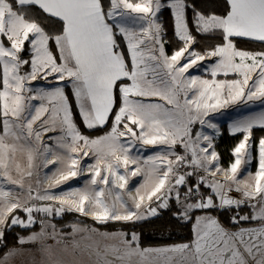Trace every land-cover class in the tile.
<instances>
[{"label": "snow or ice", "instance_id": "6c2138e0", "mask_svg": "<svg viewBox=\"0 0 264 264\" xmlns=\"http://www.w3.org/2000/svg\"><path fill=\"white\" fill-rule=\"evenodd\" d=\"M225 4V14L219 15L205 13L189 0H0V180L23 189L25 172L15 163L16 153L27 152L26 175L31 177L34 154L39 151V147H31V142L40 146L43 136L57 129L61 135L49 139L68 150L70 163L65 170L57 169L50 177L45 175V180L51 181L48 188L58 187L83 171L78 167L79 159L71 155L78 152L80 142L84 156L91 151L96 157L95 164L88 166L92 177L82 189L59 194L45 189L43 194L32 196L29 185L28 198L21 202L19 198L12 199V192L0 185V243L6 225L11 230L14 226L30 228L40 224L39 233L18 238L21 244L43 240L49 235L47 227L52 228L50 235L55 239V225L47 218L59 217L65 211L91 213L101 224L138 223L157 218L158 210H167L174 202V219L187 223L194 218L193 240L142 250L135 232L130 241L124 239L127 234L118 232L115 235L126 245L120 260L127 257L126 264H135L131 257L138 255L142 258L140 264H144L147 255L155 253L179 257L178 261L168 257L165 264H264V137L259 139L258 171L255 175L248 171L247 179H238L242 161H251L252 129L264 128V112L231 125L233 133L245 135L234 148L235 162L227 170L220 166L211 137L198 131L193 138L195 124L216 129L206 119L210 113L242 101L264 102V50L237 47V40L259 42L264 47V0H225ZM165 7L171 9L175 36L183 43L171 56L165 52V34L157 17ZM216 34L221 43L204 54L190 50L197 42L196 36ZM4 38L10 46H6ZM122 42H126V51ZM25 51L29 58L21 55ZM213 57L217 58L210 68L213 79L185 76L199 61ZM182 59L185 62L181 65ZM25 66L30 71L21 74ZM232 74L237 78L227 79ZM218 75L225 79H215ZM49 77L66 84L51 89L28 87L29 81H48ZM66 86L70 92L66 93ZM134 97H159L171 108ZM32 101H40L39 106ZM76 116L87 131L99 130L109 122L110 131L90 138L80 131ZM37 121L40 123L34 128ZM132 126L139 128V133ZM122 137L128 139L122 142ZM202 141L206 146H201ZM138 145L167 147L142 160L139 155H132L133 150L139 152ZM178 145L183 155L176 152ZM39 154L45 157V168L61 159H47L49 154L55 155L47 144H43ZM13 164L20 179L11 174ZM130 164L137 167L130 169ZM141 164L147 166L144 183L135 189V195L127 192L129 206L122 192L113 190H125L129 177L141 174ZM219 172L225 175L222 182L215 179ZM205 187L211 191H202ZM233 188L241 194L240 198L227 194ZM255 198H259V211L251 217L239 215L242 207L255 209ZM17 210L26 214V221L11 215ZM233 210L236 215L229 218L231 224L251 219L260 220L262 226L232 230L222 225L218 215H212ZM34 213L42 214L44 219L37 220ZM71 227L73 233L86 230Z\"/></svg>", "mask_w": 264, "mask_h": 264}, {"label": "rangeland", "instance_id": "374dc122", "mask_svg": "<svg viewBox=\"0 0 264 264\" xmlns=\"http://www.w3.org/2000/svg\"><path fill=\"white\" fill-rule=\"evenodd\" d=\"M158 14V13H157ZM137 15V14H132ZM144 23V22H140ZM145 23V27H146ZM138 27V26H137ZM165 47V45H164ZM192 50V48L190 49ZM217 58L213 57L211 59H205L204 61H199L197 66H194L189 69L188 73L189 76H198L201 79H208L211 80L213 77L210 74V68L214 64L215 60ZM185 61L181 60V65ZM22 73V71H21ZM234 75V74H232ZM219 76V75H218ZM236 77V76H235ZM237 78V77H236ZM50 79V78H49ZM37 81L33 82L32 84L28 85V87L38 88L43 87L45 89H51L54 85H60L63 86L66 84V82L61 81ZM216 79V78H215ZM34 93H26L25 95H31ZM191 93H189V97L191 98ZM134 99H142L145 103H162L165 104L166 107L171 108V105H167L165 101H161L159 97H146V98H138L134 97ZM35 106H39L40 101H32L31 102ZM34 112V110H33ZM264 112V102L260 100H256L254 102H239L236 104H231L227 106L226 108H222L217 112L210 113L209 116L206 118L207 120L211 121V123L216 125V129L209 128L207 124H205L203 127H201L199 124L193 125V138H195V133L200 131L204 132L207 131L208 134H212V129L214 132H216V135L220 132V125L227 124L228 130L231 134H236L240 132L233 133L231 131V125L233 122L238 120H243L246 118H254L257 117L260 113ZM48 114H45V117ZM45 117H42L41 119H44ZM40 123V121H37V123ZM36 123V124H37ZM35 124V125H36ZM33 126L34 128L37 127ZM259 127V126H257ZM137 133H139L140 129L134 126L133 128ZM123 130V129H121ZM61 135L59 129H57L55 132H48L43 136L42 145L37 146L34 141L31 142V147L34 149L39 147V151L36 152L35 158L33 160V167L32 172L33 175L31 177H28L26 175V172L28 170V160H27V152H17L15 156V163H18L21 167V169L25 172V175L23 177V189L20 188V186L8 184L6 181L1 180L0 185L3 186L5 191H11L12 192V199L19 198L21 202L27 200L28 198V187L31 185L32 187V196L37 195L39 192L40 194H43L45 189H48V191L52 193L59 194L63 191H70L74 188H84L86 183L90 181L92 177V173L88 170V166L95 164L96 157L93 155L91 151H89L88 156L83 155V151L85 150L83 147L82 142H80L79 150L76 153H71L73 158L79 159V165L78 167L80 169H83L82 172L78 173L77 176L67 180L65 183L61 184L58 187L55 188H48V185L51 183L50 180H45V175L51 176L53 172H55L57 169L65 170L66 165L70 163V161L67 160V156L69 155L67 149H61L56 145L55 140H50V136H59ZM209 137H212V135H208ZM214 137V136H213ZM212 137V139H213ZM128 139V137H122L121 141L124 142ZM70 143V139L68 141ZM213 143V142H212ZM43 144H47L51 147L52 152L55 153V155H52L54 159L59 156L61 157L60 160H57L55 164H49L46 168L43 166V161L45 157L39 154V152H42L43 150ZM202 144V142H201ZM259 145V144H258ZM139 146V145H138ZM214 146V145H213ZM167 146L165 145H146V146H139V152L137 153L135 150H133L132 155H139L140 158L146 159L149 156L157 155L161 152V150L165 149ZM176 152L178 154L183 155V149L179 145L176 147ZM251 154V161L250 162H244L242 161L240 165V171L239 174H242L240 179H247V172L251 171V165L253 160V151L250 149ZM172 158V157H170ZM49 160V158L47 157ZM245 161H247V157H245ZM257 161H259V148L257 150ZM234 162H235V156H234ZM233 162V163H234ZM136 165H129L130 169L136 168ZM142 171L141 174L134 177H129L127 188L125 190L120 189H114L113 191H119L122 192L123 197L125 200H128L127 192L133 191L135 195V189L139 188L142 183H144V173L147 171V166L141 164L140 165ZM230 168V167H229ZM228 168V169H229ZM259 163L257 164V168L255 172H252V175H255V173L258 171ZM191 169H189L190 171ZM121 173L124 172V169H119ZM86 175H83L85 174ZM11 174L14 178L20 179L18 176L16 170H15V164L11 166ZM37 179H39V184L37 183ZM209 179H211L209 177ZM98 187H104V188H110L111 185H98ZM234 189V188H233ZM259 198H255L252 200V203L256 205L255 209H252L251 207V213L249 214H243L248 215L251 217L254 212H258L261 205L256 203V201ZM218 200V198H217ZM109 203H111V199L108 198ZM29 203H33V201H29ZM34 203L37 204H44L49 202H42V201H34ZM129 206H131V201L128 200ZM22 212V211H21ZM25 216L26 214L22 212ZM77 215H82L80 213L74 212ZM34 216L37 220L44 219L42 214L34 213ZM87 217L86 215H82ZM21 218V217H20ZM52 217H48L47 220L50 221L51 224H54L51 220ZM90 218V217H87ZM26 221V219L21 218ZM93 219V218H90ZM251 220V219H249ZM252 221H260V220H252ZM195 222V220H194ZM98 223V222H97ZM39 225V229L37 231H34L35 233H39L41 230V226L39 223H36ZM101 224V223H98ZM194 224V223H193ZM72 225H76L77 227L81 229H86L85 231H79L73 233ZM33 226V225H32ZM261 225L257 226H250V227H243V228H256L261 227ZM232 230H236L235 228L227 227ZM25 229V228H24ZM56 238H51L52 228L47 227L46 233L47 235L43 240L35 241V242H27L21 244L15 249L10 250L5 255L0 257V264H106V261H112L113 264H126L127 257L122 261L119 259V257H123L126 252V245L122 242L121 237L119 235H115V233L118 232H105L98 227H87L80 223H71L70 229L67 231H63L61 229L56 228ZM93 229L95 231H93ZM30 232L24 236L25 239L32 235ZM103 233H108L109 235L105 236ZM126 234V233H125ZM124 239L131 240V234H127ZM59 241V243H57ZM132 247H136V244H133ZM140 247V246H139ZM162 247H169V246H162ZM141 248V247H140ZM159 248V247H154ZM146 249V248H141ZM171 257L172 260L178 261L179 257L174 254H166V256H157L155 253H150L147 255L146 260L144 261V264H153V262H156V264H165V260ZM141 257L138 255L131 257V260L135 262V264H140Z\"/></svg>", "mask_w": 264, "mask_h": 264}, {"label": "trees", "instance_id": "16d2710c", "mask_svg": "<svg viewBox=\"0 0 264 264\" xmlns=\"http://www.w3.org/2000/svg\"><path fill=\"white\" fill-rule=\"evenodd\" d=\"M130 2H139V0H130ZM164 2V0H162ZM190 3H195V5L205 13L215 12L219 15L225 14V9L227 5L225 0H189ZM189 21L191 20V11L187 13ZM158 22L162 25L164 32V45L165 52L167 55L171 56L174 50H178L183 46V43L179 41L178 37L175 36L174 32V17L171 13L170 8H162L161 12L157 14ZM47 27V25H46ZM58 27V25H57ZM191 27V24H190ZM195 35V33H193ZM196 43L192 45V50H195L201 54H204L206 50L213 48L217 44L221 43L219 34L216 35H198L196 36ZM123 50L126 51V42L121 44ZM28 49V44L25 45ZM237 47L239 49H246L251 51H260L264 50V47L260 45L259 42L243 41L237 40ZM24 58H29L27 51L21 54ZM130 62V60H129ZM235 75H229L227 79H235ZM217 80H223L225 77L219 75L216 77ZM70 87H65V91L70 92ZM81 118L76 116V121L78 127L82 134L88 135L90 138H96L100 135H103L106 131H110L111 123L105 125L103 128L96 131H87L84 128V125L80 122ZM134 128V126H132ZM220 132L218 135L213 137L212 142L215 148V151L219 157L220 166L227 170L230 167V164L234 162L233 150L234 148L243 140L244 133L231 134L228 130L227 124L220 125ZM264 137V128L254 127L252 129V138H251V150L253 151V160L251 165V171L255 172L257 168V150L259 139ZM192 181H190L191 183ZM202 191L205 193L211 191L209 188H202ZM183 193V189H181ZM218 203V200H216ZM176 210V205L174 202H170V208L167 210H158L159 216L153 218L146 222H112L109 221L104 224H98L94 219L87 218L82 215H77L74 212L65 211L61 216L57 217L52 216L51 220L53 221L56 228L63 231L70 229L71 223H80L87 227H98L99 229L105 232H123L126 234H132L135 232L139 236V246L141 248H154L162 246H173L180 243H190L194 238V233L192 231L194 218L192 221L187 223L178 222L173 218V212ZM251 213L250 207H242L239 215ZM202 213H196L200 215ZM11 215H18L21 218L26 219L21 211L17 210ZM9 217V222L11 219ZM212 215H218L219 219L224 227L239 228V227H250L261 225V221H240L239 225H233L230 223V217L236 215L235 211H229L224 213H212ZM39 229L38 224H34L30 228H22L20 226H14L11 230H8V226H5L3 242L0 243V257L5 255L12 249L20 246L19 237L24 236L30 232L37 231Z\"/></svg>", "mask_w": 264, "mask_h": 264}, {"label": "built area", "instance_id": "2783aa9c", "mask_svg": "<svg viewBox=\"0 0 264 264\" xmlns=\"http://www.w3.org/2000/svg\"><path fill=\"white\" fill-rule=\"evenodd\" d=\"M37 81H39V79L38 80H36V82ZM32 82H29L28 84H31ZM211 130V133L212 134H208L207 133V131L205 130L203 133L205 134V135H212V137L214 136H216V132H214L212 129H210ZM211 137V138H212ZM201 146H206V142H203L202 141V144H201ZM189 170V169H188ZM191 171V170H190ZM242 176V174H239V177H238V179H240V177ZM209 177L211 178V176H210V174H209ZM216 180H218V181H224L225 180V175H224V173L223 172H219V173H217V176H216V178H215ZM230 197H232V198H234V199H237V198H240V193H238V192H236L234 189L231 191V192H228L227 193ZM218 203H219V199H218ZM153 206H155V204H153Z\"/></svg>", "mask_w": 264, "mask_h": 264}, {"label": "crops", "instance_id": "0c3cea01", "mask_svg": "<svg viewBox=\"0 0 264 264\" xmlns=\"http://www.w3.org/2000/svg\"><path fill=\"white\" fill-rule=\"evenodd\" d=\"M4 42H5V44H6V46H10L9 45V43L7 42V40H6V38H4ZM27 43V42H26ZM29 47L28 48H30V45H28ZM24 71H30V68H28L27 66H25L24 68H22V73L21 74H23V72ZM2 77H3V66L2 65H0V91H2L3 89H2ZM50 78V79H49ZM48 79H49V81H54L53 80V78L52 77H49ZM39 81H41V79H39ZM29 82H36V81H29ZM28 82V83H29ZM31 83V84H32ZM28 85H30V84H28ZM34 110V109H33ZM39 124V122L36 124V125H38ZM35 125V126H36Z\"/></svg>", "mask_w": 264, "mask_h": 264}, {"label": "bare ground", "instance_id": "6f19581e", "mask_svg": "<svg viewBox=\"0 0 264 264\" xmlns=\"http://www.w3.org/2000/svg\"><path fill=\"white\" fill-rule=\"evenodd\" d=\"M185 76H189V73H186ZM189 98H190V97H189ZM42 140H43V139H42ZM47 157L49 158V160H53V159H54V157L52 156V154H49ZM133 169H135V168H133ZM83 175H86V173L83 174ZM131 192H132V194H134V192H133L132 190H131ZM88 215H89V216H92L91 213H89Z\"/></svg>", "mask_w": 264, "mask_h": 264}, {"label": "clouds", "instance_id": "9594fccd", "mask_svg": "<svg viewBox=\"0 0 264 264\" xmlns=\"http://www.w3.org/2000/svg\"><path fill=\"white\" fill-rule=\"evenodd\" d=\"M1 181V180H0Z\"/></svg>", "mask_w": 264, "mask_h": 264}]
</instances>
